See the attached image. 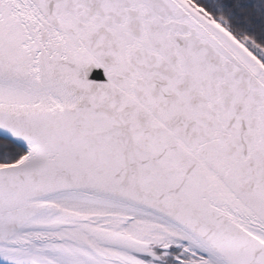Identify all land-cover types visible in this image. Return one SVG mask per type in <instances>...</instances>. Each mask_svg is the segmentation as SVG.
<instances>
[{
	"label": "snow or ice",
	"instance_id": "snow-or-ice-1",
	"mask_svg": "<svg viewBox=\"0 0 264 264\" xmlns=\"http://www.w3.org/2000/svg\"><path fill=\"white\" fill-rule=\"evenodd\" d=\"M0 264H264V0H0Z\"/></svg>",
	"mask_w": 264,
	"mask_h": 264
}]
</instances>
